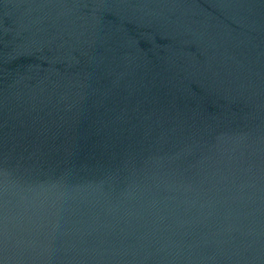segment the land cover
Segmentation results:
<instances>
[{
	"label": "water",
	"instance_id": "obj_1",
	"mask_svg": "<svg viewBox=\"0 0 264 264\" xmlns=\"http://www.w3.org/2000/svg\"><path fill=\"white\" fill-rule=\"evenodd\" d=\"M0 264H264V0H0Z\"/></svg>",
	"mask_w": 264,
	"mask_h": 264
}]
</instances>
